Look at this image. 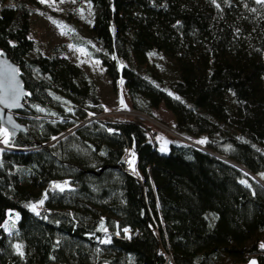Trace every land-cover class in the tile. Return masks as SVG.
Instances as JSON below:
<instances>
[{"label": "trees", "instance_id": "obj_1", "mask_svg": "<svg viewBox=\"0 0 264 264\" xmlns=\"http://www.w3.org/2000/svg\"><path fill=\"white\" fill-rule=\"evenodd\" d=\"M89 1V35L76 43L134 108L164 105L176 131L207 151L172 138L161 152L152 125L87 121L103 111L96 80L58 47L39 49L35 0H0V50L20 66L16 117L27 127L7 144L0 135V264H169L168 254L174 264H264V185L254 177L264 182V5ZM159 53L172 77L164 65L156 72ZM129 148L138 172L124 166Z\"/></svg>", "mask_w": 264, "mask_h": 264}, {"label": "rangeland", "instance_id": "obj_2", "mask_svg": "<svg viewBox=\"0 0 264 264\" xmlns=\"http://www.w3.org/2000/svg\"><path fill=\"white\" fill-rule=\"evenodd\" d=\"M32 8L31 37L36 40L39 49L45 54L51 53L55 47H58L57 52L80 64L83 70L96 80L103 104L102 113L103 117L106 116V120L136 121L152 125L154 130L159 133L157 139L163 140V143L159 145L161 152L169 151L168 143L170 139L187 138L182 133L176 131L175 117L164 105L155 109L153 115H151L152 118H148L149 120H144L146 118L145 114L136 112L124 114L125 112L120 111L123 107L131 106L133 108L122 83H118L117 87H115L102 61L92 57L85 46L76 43V40L88 37L89 35V28L95 14L94 6L89 0H49L47 3L35 0ZM153 59L157 73L161 70L160 65H164V73L172 77L174 73L173 64L168 61V58L164 54L159 53ZM9 137L8 135L1 138L4 141ZM162 149L164 150L162 151ZM128 153L133 170L138 172L135 154L132 153L130 148L128 149ZM58 185H61V183ZM36 210H40V207H37ZM18 219L19 214L17 212H10L3 224L4 228L11 232L13 226L17 225ZM12 224L13 226L10 228ZM261 244H264V241ZM253 261L251 260L248 264H252Z\"/></svg>", "mask_w": 264, "mask_h": 264}, {"label": "water", "instance_id": "obj_3", "mask_svg": "<svg viewBox=\"0 0 264 264\" xmlns=\"http://www.w3.org/2000/svg\"><path fill=\"white\" fill-rule=\"evenodd\" d=\"M13 89H15L16 93L20 95V107H7L5 104H0V124L8 131L10 137L17 138L22 132H27V127L16 117L17 113L25 109L24 99L26 96V88L21 75L20 66L9 57L6 51L0 50V97H10ZM9 102L11 101L9 100ZM9 117L11 118L10 121ZM208 152L216 157L226 159L216 153L210 152L209 150ZM231 163L238 165L234 162ZM112 168L121 169V166H115ZM105 169H107V167L100 169L99 172H102ZM252 176L254 175L252 174ZM254 177L264 185L263 181L256 176Z\"/></svg>", "mask_w": 264, "mask_h": 264}, {"label": "built area", "instance_id": "obj_4", "mask_svg": "<svg viewBox=\"0 0 264 264\" xmlns=\"http://www.w3.org/2000/svg\"><path fill=\"white\" fill-rule=\"evenodd\" d=\"M120 111L121 112H125L124 114H129L130 112H136V113H140V114H145L146 115V118H144V120H149L148 118H152V116L149 113H147V112H145L143 110L134 108V107L132 108L131 106L130 107H123V108L120 109ZM96 115H98V116H96ZM106 119H107L106 116L103 117V113L102 112L89 111V116H88L87 121L106 122V121H108ZM108 130L110 132H118V130L116 128H114V127H110ZM184 140L186 142H188V143H191V144H193V145L201 148V149L206 150L205 147H204L205 142L204 143H199V141H201L202 139L184 138ZM4 147H5V145L3 144L2 140L0 139V149H2ZM128 157H129V153H128V151H126L125 159H124V166L126 168L129 167ZM43 211L45 213L49 212L48 209H46V208H44ZM125 229L127 231H125ZM123 231H124V234H125L126 237H129L130 236L131 229L129 227H125L123 229ZM168 255H167V258H168L169 264H174V261H173L172 256L170 257V255L169 256Z\"/></svg>", "mask_w": 264, "mask_h": 264}, {"label": "snow or ice", "instance_id": "obj_5", "mask_svg": "<svg viewBox=\"0 0 264 264\" xmlns=\"http://www.w3.org/2000/svg\"><path fill=\"white\" fill-rule=\"evenodd\" d=\"M40 2L41 3H47V2H49V0H40ZM213 2H215V0H213ZM255 2L257 4L264 5V0H255ZM252 11H255V9H253ZM81 51H83V49H81ZM169 94L171 95V93H169ZM19 99H20V95L16 93L15 89H13L12 92H11V96L10 97H0V104H5V106H7V107H20ZM177 99H179V97H177ZM9 100L11 102H9ZM121 103H123V101H121ZM10 120H11V118L9 117V121ZM0 135H3L5 137H7L8 136V131L6 129L0 127ZM3 142L5 144H7L8 140L5 139ZM204 142L205 141H203V140L199 141V143H204ZM163 150L164 149H162V151ZM241 183H245V181H241ZM55 187L59 188L60 191H64V187L61 186V185H56ZM45 198H46V195H45ZM39 203L42 205L44 203V201L41 200ZM31 208H32V210L34 212L36 211V205H31ZM37 215H39V213H37ZM125 231H127V230L125 229ZM104 242H106V241H104ZM260 247L262 249H264V244H261ZM17 248L19 249V246H17ZM252 264H255V262L253 261Z\"/></svg>", "mask_w": 264, "mask_h": 264}]
</instances>
